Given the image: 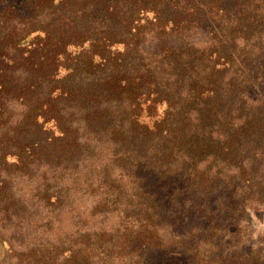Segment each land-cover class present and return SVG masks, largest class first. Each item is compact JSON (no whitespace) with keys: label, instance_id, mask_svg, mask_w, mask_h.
<instances>
[{"label":"trees","instance_id":"obj_1","mask_svg":"<svg viewBox=\"0 0 264 264\" xmlns=\"http://www.w3.org/2000/svg\"><path fill=\"white\" fill-rule=\"evenodd\" d=\"M251 203L264 0H0V264H264Z\"/></svg>","mask_w":264,"mask_h":264},{"label":"rangeland","instance_id":"obj_2","mask_svg":"<svg viewBox=\"0 0 264 264\" xmlns=\"http://www.w3.org/2000/svg\"><path fill=\"white\" fill-rule=\"evenodd\" d=\"M190 39L203 44L207 41L204 33L199 31L193 32ZM176 44V43H175ZM76 201V208L82 211L83 203ZM240 226L242 230L238 240L234 239L236 246L244 245L251 248L259 249L264 253V205L259 203H251L245 209V216L241 218ZM3 250L0 247V257Z\"/></svg>","mask_w":264,"mask_h":264}]
</instances>
